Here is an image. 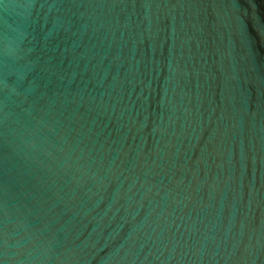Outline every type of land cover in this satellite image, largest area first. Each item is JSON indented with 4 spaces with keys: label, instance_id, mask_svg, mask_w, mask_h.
<instances>
[{
    "label": "water",
    "instance_id": "obj_1",
    "mask_svg": "<svg viewBox=\"0 0 264 264\" xmlns=\"http://www.w3.org/2000/svg\"><path fill=\"white\" fill-rule=\"evenodd\" d=\"M257 0H0V264H264Z\"/></svg>",
    "mask_w": 264,
    "mask_h": 264
},
{
    "label": "flooded vegetation",
    "instance_id": "obj_2",
    "mask_svg": "<svg viewBox=\"0 0 264 264\" xmlns=\"http://www.w3.org/2000/svg\"><path fill=\"white\" fill-rule=\"evenodd\" d=\"M258 3H259V7H260V10H261V13L264 17V0H257ZM263 44H264V41H263Z\"/></svg>",
    "mask_w": 264,
    "mask_h": 264
}]
</instances>
